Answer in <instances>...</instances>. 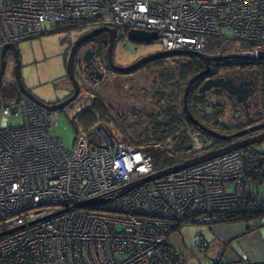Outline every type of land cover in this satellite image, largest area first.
<instances>
[{"label":"built area","instance_id":"2783aa9c","mask_svg":"<svg viewBox=\"0 0 264 264\" xmlns=\"http://www.w3.org/2000/svg\"><path fill=\"white\" fill-rule=\"evenodd\" d=\"M45 23L91 24L121 38L156 34L161 52L206 54L214 36L264 52V0H0V62L6 46L40 37ZM57 119L21 93L1 103L0 264H186L169 244L183 225L240 216L264 224V198L243 196L263 181L264 163L251 149L120 195L157 173L151 159L104 127L77 133L65 150ZM241 193L248 203L239 204ZM96 199L102 203L88 204Z\"/></svg>","mask_w":264,"mask_h":264},{"label":"rangeland","instance_id":"374dc122","mask_svg":"<svg viewBox=\"0 0 264 264\" xmlns=\"http://www.w3.org/2000/svg\"><path fill=\"white\" fill-rule=\"evenodd\" d=\"M69 25L70 23L64 25L45 23L43 24V29L45 30V32L44 34H41L40 37L24 40L16 43L15 45L19 55L20 75L24 88L28 90V92L31 93L36 99L46 105H53L58 102H61L67 99L73 93V85L67 76L66 70L70 49L75 40L84 36L90 31L93 32L95 30L100 29L99 27L94 28V26H91V24H87L81 26L79 25L80 27L77 26V29L73 30H67L66 28L65 30H58L60 27H67ZM223 33L225 32L223 31ZM116 35L117 42H115V48L114 51L111 53V58L112 63L118 67L129 66L135 63V60H138L141 57L143 58L162 51L161 45L158 41H155L149 45H144L130 42L129 40H127V36L125 38H121L117 34V32ZM218 42H221L220 47H217ZM124 45L125 49L122 50V46ZM206 46L208 50L212 53L217 52L219 50L225 51V53L221 54H229L235 52L250 53L248 52L249 50H246V48L249 47L248 44L239 43L234 39L224 38L221 36L210 37V39L207 40ZM106 50L107 48L104 50V53H106ZM166 60L167 59H160L157 61H153L152 63L155 64L149 66L150 64H152L149 63L143 68H140L129 74H118L116 72H109L107 73L108 79L105 80L103 85L99 87H93L95 86V84L89 83L85 80L87 78L81 75L76 62V64L74 65V73L76 80L79 84L80 94L78 98L73 101L68 107H66L62 111L56 112L58 119L54 135L62 139L65 150L73 149V144L77 136V132L82 131V128L78 123L72 124L74 115L81 109L87 107L95 96L101 97L104 102H106L108 107L111 109V113L115 115H122V118L119 121V125L122 128H129L130 125L133 124V122H137L140 120V132H143L142 130H145L146 124L141 125V122L144 119H139L140 117L138 115H134V113L136 112L140 115L141 109H144L146 105H144L143 101H141L139 98L135 97L139 96L141 97V99H143V91L149 92V87L151 86L152 81H154V78L157 79L161 75L169 74L172 71V66L179 68L182 63H186L189 59L187 57H179L176 62ZM5 61L6 68L4 76L2 78L1 92L4 88L8 86H14L16 84L13 74L15 66L14 57L7 52V55L5 56ZM203 71L204 69L201 72ZM226 71H231V73L223 75L222 78L218 77V79H223L225 82H229L231 79L230 77L235 75L233 73H236V71L232 69H227ZM165 79H169V77ZM257 79L258 78L255 77V75L254 79H251V81H254L253 86H257L258 88L263 89L264 94V80L259 81ZM205 81L206 80L200 81L201 84H196V86L192 88L190 92L192 104L199 105L201 103V106H203L202 110L203 108H206V110L210 112L211 110H213L211 114H214V107H216L217 110L223 111L222 116H216L218 119L217 124H213L212 122H210L214 125L215 129H218L219 131H222L227 135H231L235 132L237 133L239 130H242L245 127V119L243 117L244 109L242 108L244 106H242V104L236 103L235 99L229 98L226 93L214 91V89L199 96L198 89ZM243 82L248 83L250 82V80H243ZM261 84L263 86H261ZM154 86H156L155 83ZM93 94H95V96ZM202 102L204 104H202ZM190 103L191 102L189 99L188 104L190 105ZM248 103L250 104L249 100L246 101L247 105ZM179 107L182 110L183 102L179 103ZM146 108L151 109V111H153V108H151L150 105ZM18 121V119L12 120L13 124L17 123ZM96 126L104 125L94 124L89 128V130L92 131L94 129L97 130L99 128H102H95ZM104 127L110 134L120 140V138L118 137L119 128L113 126L112 124L108 125V127L105 125ZM193 137L194 147L197 150L196 156L205 153L200 152V149L205 144L204 136H200L196 132ZM247 149H251L256 152H264V143L255 145ZM262 191H264V186L262 188ZM241 195L242 193L239 194L238 197H241V202L239 204L242 205L243 202L247 201H242ZM250 198L251 197H247L246 199L249 200ZM200 200L201 199H199V202ZM243 217H246L247 220H240V218ZM236 220L242 222L251 221L253 227H256V225H258L250 216H240ZM218 224L229 223L221 222ZM183 226L186 227L182 232H174L169 238V244H172L175 248H177V246H183L187 249H191V247L194 248L195 243L199 241H201L199 244L201 245V243L203 242V240L201 239L211 240V236L207 231V227L209 225L189 222ZM199 252L198 256H205V251L200 253Z\"/></svg>","mask_w":264,"mask_h":264},{"label":"trees","instance_id":"16d2710c","mask_svg":"<svg viewBox=\"0 0 264 264\" xmlns=\"http://www.w3.org/2000/svg\"><path fill=\"white\" fill-rule=\"evenodd\" d=\"M79 25L81 26L84 24H70L67 27H60L62 29L59 28L58 30H65V28L67 30H73L77 29V26ZM100 38H103L106 44L108 40L107 36H101ZM220 45L221 42H218L217 47H220ZM246 50H248V47ZM205 53L207 56L225 55L221 54L225 53L223 50L212 53L208 50L207 46L205 47ZM178 58L179 57H169L165 59H167L166 61L171 60L176 62ZM188 59L189 60H187L186 63H182L179 68L172 66V71L169 74L161 75L157 79L154 78V81H152L151 86L149 87V92L143 91L142 95L144 105H146V107L150 105V107L153 108V111H151V109H147L146 107L141 109L140 115L136 112L134 113V115H138L140 117L139 119H144L141 122V125L146 124L145 130H142L143 132H140V120L133 122L129 128H122L119 125L122 115H115L111 113V109L108 107L106 102H104L101 97L95 96V94H93L95 97L92 99L89 105L74 115L72 124L78 123L82 128V132L87 134H92L89 128L94 124H102L104 126L106 125L107 127L110 124L116 126L119 128V133L117 131L116 132L119 134L118 137L121 141L115 138V136L112 134L111 135L117 141L123 142L125 144L127 143V145L133 146L138 151L143 152L151 159L153 167L157 172L180 165L196 156L197 150L194 147L193 137L196 132L200 136L203 135L205 139V144L200 149V152H208L226 147L227 144H223L224 142L213 139L207 134L201 132L198 128L191 125L186 119L183 108L181 110L179 107V103L183 102V94L187 82L190 78L197 75L201 69L200 65L202 62L200 60L195 57H190ZM153 64L155 63H152L149 66ZM227 69H232L235 71L253 69L254 73H257L260 76H256L258 78L257 80H264V61L260 60H227L223 61L222 64L213 63L210 66L208 76L210 77L219 73L224 74ZM168 77L169 79H165ZM154 83L156 86H154ZM196 84L201 83L198 81L194 86H196ZM261 86L263 85L261 84ZM254 89L257 94H261L262 100L264 101L263 89L258 88L257 86H255ZM214 91L224 93L221 89H214ZM19 93L20 91L16 84L14 86H8L4 88L1 92V103L17 98ZM201 95L203 94H199V96ZM189 99L191 102L190 105L188 104ZM202 104L204 103L202 102ZM200 106L201 103L199 105L192 104V99L190 98L189 93L187 98V109L191 116L209 130L221 135H227L222 131L215 129L213 125L217 124V117L222 116L223 111L217 110V108L214 107V114H211L213 110H211V112L207 111L206 108H203L202 110L203 106ZM207 124L211 126V128ZM104 126H96L95 128ZM220 144L223 145L219 146ZM260 158L264 163V158ZM244 194L246 197H251V199H254V197H262L260 195H256V189L253 185L247 186V188L244 190ZM240 220L246 221L247 218L243 217L240 218Z\"/></svg>","mask_w":264,"mask_h":264},{"label":"water","instance_id":"95a60500","mask_svg":"<svg viewBox=\"0 0 264 264\" xmlns=\"http://www.w3.org/2000/svg\"><path fill=\"white\" fill-rule=\"evenodd\" d=\"M102 33H107L108 34V47H107V56H108V63L111 67V69L118 73V74H129L132 73L138 69H140L141 66L150 63L152 61L160 60V59H165L169 57H195L198 60H200L203 64L202 67H204V71L198 73L197 75L193 76L192 78L189 79L187 82V85L184 90L183 94V112L185 113L186 119L192 124L193 126L197 127L200 129L201 132L207 134L208 136L212 137L213 139H217L223 142H232V140H236V142L228 144L226 147L219 148L216 150H211L208 152H205L201 155H197L193 157L190 160L185 161L184 163L174 166L172 168L166 169L159 171L149 177H146L145 179L129 184L127 187L124 188V190L121 192L120 195L125 194L126 192L132 190L135 187H138L142 183L146 182H151L153 180H156L160 178L161 176H166L167 174L174 173L177 171H180L182 169L194 167L200 164H203L205 162L211 161L216 158H220L226 154L232 153L234 151L238 150H244L250 147H253L255 145H259L261 143H264V124L252 127L248 130L240 131L231 135H221L218 134L212 130H209L208 128L204 127L201 125L197 120H195L191 114L189 113L187 109V98L189 93L191 92L193 86L195 83L201 79V78H207L208 72L210 70V65L213 63H221L223 61H229V60H260L264 61V52H260L259 54H253V53H247V52H235V53H230V54H225V55H218V56H207L206 54H198L195 52H190V51H170V52H159L156 54H151L149 56L143 57L137 62L126 66V67H118L112 63V58H111V53L113 52V48L115 46V42H117V35H116V30L115 29H109V28H100L98 30H95L91 33H88L80 38H78L74 43L73 46L70 49V54L69 58L67 61V76L70 80V82L73 85V94L67 98L66 100L56 103L53 105H46L42 102H40L38 99H36L31 93L28 92L24 88V85L21 80V75H20V61H19V55L16 49L15 45H9L6 46L3 51H2V58L0 62V107H1V84H2V78L5 73V68H6V61H5V54L7 52H12L13 57H14V79L16 81V85L20 91L21 94H23L27 99L38 105L39 107L52 112L56 113L59 111H62L66 107H68L73 101H75L79 94H80V88L79 84L75 78L74 74V65H75V56L77 53V50L79 47H81L84 43L90 41L92 38L102 34ZM127 40H129L132 43H137V44H152L157 40L156 34H151V33H145L142 31H130L127 34ZM84 59V57H83ZM98 79H101V76L98 77ZM249 84H242L239 87H235L229 82L223 83V79H218V78H209L206 80L203 85L198 89V94H205L208 91H211L213 89H221L223 90L228 97L235 99V101L238 104H242L245 108H247L246 101L249 100L251 97L253 91L248 89ZM247 88V89H246ZM247 124H250L248 122ZM263 129V130H262ZM262 133L258 134L255 137H251L248 139L244 140H237L242 138L244 135L247 133H251L254 131H261ZM102 203L100 199L93 200L89 202L88 204H99ZM86 204H83L81 206H78L79 208L84 207Z\"/></svg>","mask_w":264,"mask_h":264},{"label":"crops","instance_id":"0c3cea01","mask_svg":"<svg viewBox=\"0 0 264 264\" xmlns=\"http://www.w3.org/2000/svg\"><path fill=\"white\" fill-rule=\"evenodd\" d=\"M135 98H139L143 101L139 96ZM250 151L264 158V152ZM253 186H255L256 195H260L264 198V191H262L264 186V174L262 183H254ZM185 227L176 232H182ZM207 231L211 236V240L207 239L210 243H208L207 240L201 239L204 242L201 244L204 245L203 250L205 251V256H198L200 250L199 244L201 241L195 243L194 248L191 247V249H187L183 246H177V248H175L172 244L170 246L190 264L198 263V261L201 260L205 261L207 264H213L219 260L230 261L244 256L247 257L252 264H264V224L253 227L251 221H236L229 224H213L207 227Z\"/></svg>","mask_w":264,"mask_h":264},{"label":"flooded vegetation","instance_id":"af4514ba","mask_svg":"<svg viewBox=\"0 0 264 264\" xmlns=\"http://www.w3.org/2000/svg\"><path fill=\"white\" fill-rule=\"evenodd\" d=\"M109 29H111V28H109ZM91 32L92 31H90L89 33H91ZM101 36H107V38H108V34L107 33H102V34L92 38L90 41L84 43L81 47H79V49L77 50L76 56H75V64L77 62V66H78V69H79L81 75L85 76L87 78L85 80L88 81L89 83L95 84V86H93V87L102 86L104 81L108 79V74L107 73L114 72L111 69V67H110V65L108 63L107 50H106V53H104V50L108 47V40H107V42L105 44L104 39L100 38ZM114 48H115V46H114ZM114 48H113V51H114ZM124 49H125V45L122 46V50H124ZM8 53H10L13 56L12 52H8ZM6 55H7V53L5 54V56ZM83 57H84V59H83ZM141 58H139L138 60H140ZM138 60H135V62H137ZM148 64L149 63L141 66L140 68H143L144 66H146ZM202 66H203V64L201 63L200 72L203 69H205ZM229 73H231V71H225L224 74L223 73H219V74H216V75H213V76H210V77L208 76L207 78H201L198 81L207 80V79H209L211 77L212 78H218V77L222 78L223 75H226V74H229ZM233 74H235V75L230 77L231 78L230 79L231 82L229 81L230 84H232L235 87H239L242 84H249L248 89H250L251 91H254L252 93L251 97L249 98L250 104L248 103V105H247L248 107L245 108V107H242L240 105L244 109L243 110L244 111L243 117L245 119V122H244V126L245 127L242 130H239V131L248 130V129L254 127V126L264 124V101L262 100L261 94H257L255 92V89H254V86H253L254 85V81H251V79H254V75L256 77L258 74L254 73L253 69H250V70L247 69V70H244V71L238 70V71H236V73H233ZM99 76H101L100 80L98 79ZM243 80H246V81L250 80V82L245 83V82H243ZM223 83H225L224 80H223ZM58 103H60V102H58ZM238 107H239V105H238ZM55 114H57V113H55ZM248 122H250V124H247ZM209 127L211 128V126H209ZM259 132L260 131H256V132L254 131V132H251V133H247L242 138L237 139V140H244V139H248V138H251V137H255L258 134L262 133V131L260 133ZM263 132H264V130H263ZM233 142H236V140H232V142H224L223 144H227L228 145V144L233 143ZM223 144H220L219 146H221Z\"/></svg>","mask_w":264,"mask_h":264},{"label":"bare ground","instance_id":"6f19581e","mask_svg":"<svg viewBox=\"0 0 264 264\" xmlns=\"http://www.w3.org/2000/svg\"><path fill=\"white\" fill-rule=\"evenodd\" d=\"M228 96V95H227ZM233 99V98H232ZM165 176V175H164ZM161 177H163V176H161ZM200 252H204V250H199ZM240 258H242V257H240ZM240 258H238V259H236V260H230V261H223V260H219V261H216V262H214L213 264H216L217 262H228V263H234V264H243V263H241L240 261L237 263L236 261L237 260H239ZM247 258V257H246ZM199 262H205V261H203V260H201V261H198V263ZM247 264H252L251 263V261L247 258ZM198 263H195V264H198ZM186 264H190L189 262H187L186 261Z\"/></svg>","mask_w":264,"mask_h":264}]
</instances>
